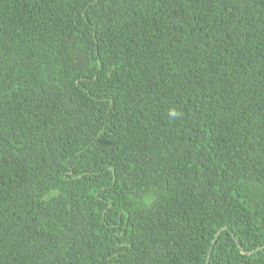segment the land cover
<instances>
[{"label":"trees","instance_id":"obj_1","mask_svg":"<svg viewBox=\"0 0 264 264\" xmlns=\"http://www.w3.org/2000/svg\"><path fill=\"white\" fill-rule=\"evenodd\" d=\"M224 226L209 264H264V0H0V264H206Z\"/></svg>","mask_w":264,"mask_h":264},{"label":"water","instance_id":"obj_2","mask_svg":"<svg viewBox=\"0 0 264 264\" xmlns=\"http://www.w3.org/2000/svg\"><path fill=\"white\" fill-rule=\"evenodd\" d=\"M226 229H227V227L224 226V227L220 228L219 231L216 233L214 239L212 240V244H211L210 251H209V254H208V257H207V260H206V264H209L210 256H211V252H212V250H213V248H214V245H215V243H216V241H217L219 235L221 234V232H222L223 230H226ZM236 241H237V240H236ZM239 246H240V244H239ZM262 247H263V245L260 246L259 249L262 248ZM240 250H241L242 253L250 254V253L254 252L256 249H253V250H250V251H245V250L240 246Z\"/></svg>","mask_w":264,"mask_h":264}]
</instances>
